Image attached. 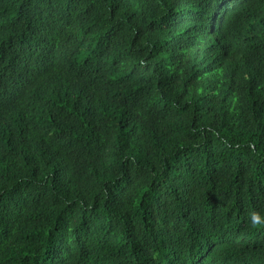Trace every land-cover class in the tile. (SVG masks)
<instances>
[{
  "label": "trees",
  "instance_id": "trees-1",
  "mask_svg": "<svg viewBox=\"0 0 264 264\" xmlns=\"http://www.w3.org/2000/svg\"><path fill=\"white\" fill-rule=\"evenodd\" d=\"M0 264H264V0H0Z\"/></svg>",
  "mask_w": 264,
  "mask_h": 264
},
{
  "label": "clouds",
  "instance_id": "clouds-1",
  "mask_svg": "<svg viewBox=\"0 0 264 264\" xmlns=\"http://www.w3.org/2000/svg\"><path fill=\"white\" fill-rule=\"evenodd\" d=\"M194 17H192V19H193ZM187 19H189L188 17H186L185 15H181V17H177V15H175L174 16V20H175V22H176V27L178 28V29H180L183 25H185V23L187 22ZM190 20V19H189ZM191 21V20H190ZM177 29V30H178ZM207 37H211V34H209V35H207ZM64 39L66 38V37H63ZM64 39H62V41H64ZM61 49H62V46H59V48H58V54L60 55V53H61ZM258 221H257V219H256V217L255 216H253V224H256Z\"/></svg>",
  "mask_w": 264,
  "mask_h": 264
},
{
  "label": "water",
  "instance_id": "water-1",
  "mask_svg": "<svg viewBox=\"0 0 264 264\" xmlns=\"http://www.w3.org/2000/svg\"><path fill=\"white\" fill-rule=\"evenodd\" d=\"M64 39V38H63Z\"/></svg>",
  "mask_w": 264,
  "mask_h": 264
}]
</instances>
